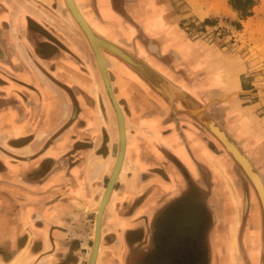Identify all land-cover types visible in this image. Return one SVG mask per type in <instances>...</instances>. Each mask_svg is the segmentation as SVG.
Returning a JSON list of instances; mask_svg holds the SVG:
<instances>
[{"label":"crops","instance_id":"0c3cea01","mask_svg":"<svg viewBox=\"0 0 264 264\" xmlns=\"http://www.w3.org/2000/svg\"><path fill=\"white\" fill-rule=\"evenodd\" d=\"M75 2L109 46L101 52L126 123L121 224L105 237L119 248L113 263L128 264L132 234L198 182L218 199L214 245L218 230L243 233L247 263L262 264V203L233 154L264 182V116L240 96L242 64L187 38L171 0ZM133 7L147 9L138 16ZM119 141L98 60L66 1L0 0V264L89 262L95 225L78 219L76 205L96 212L105 186L94 183L110 177Z\"/></svg>","mask_w":264,"mask_h":264},{"label":"rangeland","instance_id":"374dc122","mask_svg":"<svg viewBox=\"0 0 264 264\" xmlns=\"http://www.w3.org/2000/svg\"><path fill=\"white\" fill-rule=\"evenodd\" d=\"M171 2L174 12L182 18L185 26L190 30V35L201 40L208 47L218 48V51L234 56L242 64V69L245 71L241 77L243 76L242 81L247 89L242 92L244 94L242 100L246 104L257 103L258 112L264 116V0H256L253 15L247 18H242L229 4V0H171ZM218 6L221 8L218 9ZM210 8H215L216 11H211ZM206 20L211 22L207 23ZM102 155L104 156V153ZM107 156L108 153L104 156L105 161L109 159ZM80 157H84L83 152L80 153ZM119 175L102 220L104 230L97 259L104 264H114L113 261L118 259V246L115 242H109L105 237L110 234V228L121 224L122 201L125 195H120L118 192L121 185ZM101 177L104 178L100 182L95 181L94 185L96 188L105 186L106 189L110 177H105V175ZM133 189L142 195L145 194V190L138 189L135 184ZM75 191L82 195L87 193V188L80 185L77 189L75 188ZM208 191L207 187L197 182L189 189H183L179 196L172 197L170 202L165 203L155 218V224H152L148 231L138 230L132 234L135 240L131 242L132 246L125 253L128 264H164L160 256L167 255V251L166 247L163 248V252L160 251L159 244L169 243L171 240L178 245H185L189 242L191 248H196L189 262L185 260L183 262L184 251L181 246H176L175 264H199L201 262L202 264H215L216 249H218V264H223L221 261L226 257L231 259L233 264H248L246 250L250 247H246L243 233L218 230L223 237L219 235L218 243L214 245L218 214H215L213 206L218 204V199L211 198ZM97 197L98 192L95 191L94 199ZM85 200L89 201V199ZM142 202L140 200L134 207L140 206ZM84 205L85 202H79L76 205V216L79 215L78 219H80V216L85 215L89 218L88 223L92 222L95 225V210L86 209L87 206ZM246 223L247 221L244 220L245 225ZM77 233L80 240L86 238V232L82 227ZM226 234L229 235L228 238ZM249 235L251 238L250 233ZM255 238L259 241L256 234ZM231 241L233 246H229L230 250H228L227 243ZM193 242L196 244H192ZM83 251L86 252V249ZM261 254L263 255L262 264H264V247ZM88 263L85 259L82 264ZM225 264H230V261H226Z\"/></svg>","mask_w":264,"mask_h":264},{"label":"water","instance_id":"95a60500","mask_svg":"<svg viewBox=\"0 0 264 264\" xmlns=\"http://www.w3.org/2000/svg\"><path fill=\"white\" fill-rule=\"evenodd\" d=\"M65 1H66L69 12L72 14V16L75 18V20L77 21V23L83 30L84 34L88 38V41L91 47L94 50V53L96 55L101 72L105 80L106 88L110 95L111 101L115 107V110L118 116V124H119L120 141H119V149H118L116 162L112 170V173L110 174L107 187L104 191V194L96 210V222H95V229H94L93 249H92V254H91V257L88 263V264H96L99 249H100V243H101L102 220H103L104 211L110 200L112 192L114 191L115 184L118 179V175L120 173V169L122 167V164H123V161L126 155V143H127L126 123H125L124 112L114 95L112 84L110 81V76H109V73L106 68V65H105V62L102 56V52H101V48H108L109 46L107 47V44L105 45L104 40L100 38V36L95 32V30L88 23L86 18L83 16L81 11L79 10L75 0H65ZM233 154L242 163L246 174L249 176L252 183L254 184L259 194L262 207H263V213H264V182L263 180L261 179V183L255 180V177H254L255 174H257L259 177L260 175L258 174L257 170L254 168V166L250 162H248L246 159H244L240 154H237V153H233Z\"/></svg>","mask_w":264,"mask_h":264},{"label":"flooded vegetation","instance_id":"af4514ba","mask_svg":"<svg viewBox=\"0 0 264 264\" xmlns=\"http://www.w3.org/2000/svg\"><path fill=\"white\" fill-rule=\"evenodd\" d=\"M124 9V11H126L127 10V8H123ZM134 11H131L130 10V12L131 13H135V14H139L138 16H141V13H145V11H146V9L147 8H144V7H133L132 8ZM139 12V13H138ZM179 25H180V29H181V31L184 33V35L187 37V38H189V39H191L192 41H200V42H202L201 40H199V39H196V38H194L192 35H190V30L185 26V23H184V21L181 19L180 20V23H179ZM204 43V42H203ZM205 44V43H204ZM206 45V44H205ZM207 46V45H206ZM243 77V76H242ZM242 79V78H241ZM242 86H243V90L245 89V85L243 84V81H242ZM245 90H247V89H245ZM243 95L244 94H240V96L241 97H243ZM195 183H197V182H193L192 184H191V186L192 185H194ZM202 184V183H201ZM204 185V184H203ZM190 186V187H191ZM205 187H207L208 188V192H210V189L212 188V187H210V184L208 185V186H206V185H204ZM213 208H214V206H213ZM215 214H217V213H215ZM217 221H218V219H217ZM194 242H196V240L194 241ZM192 243V244H196V243ZM159 244V243H158ZM154 245H156L155 243H154ZM176 246H181L182 247V249H183V251H184V254H183V256H184V258H183V262H184V260L187 262H189V260H190V258H191V256L193 255V254H195V252H196V248L195 247H193V248H191V244L188 242V244H176L175 242H174V240H171V241H169V243H164V244H159V249H160V251L162 250V252H163V248L164 247H166V251H167V255H163V256H160V260L162 261V263H166V264H175V247ZM127 260H128V258H127ZM199 264H202V262L201 263H199ZM215 264H216V255H215Z\"/></svg>","mask_w":264,"mask_h":264},{"label":"trees","instance_id":"16d2710c","mask_svg":"<svg viewBox=\"0 0 264 264\" xmlns=\"http://www.w3.org/2000/svg\"><path fill=\"white\" fill-rule=\"evenodd\" d=\"M229 4L236 10L242 18H247L253 15V9L256 6V0H229ZM210 23V20H206ZM240 25L239 23L237 24Z\"/></svg>","mask_w":264,"mask_h":264},{"label":"bare ground","instance_id":"6f19581e","mask_svg":"<svg viewBox=\"0 0 264 264\" xmlns=\"http://www.w3.org/2000/svg\"><path fill=\"white\" fill-rule=\"evenodd\" d=\"M216 7V6H215ZM221 7L220 6H218V9H220ZM211 9V11H216V10H214L215 8H210ZM158 83V82H157ZM211 117V116H210ZM213 118V117H212ZM214 119V118H213ZM216 121V120H215ZM123 163H124V161H123ZM121 170V169H120ZM255 180H257L259 183H261V177H259L257 174H255ZM262 185V184H261Z\"/></svg>","mask_w":264,"mask_h":264}]
</instances>
